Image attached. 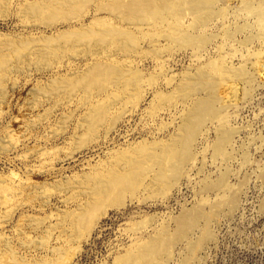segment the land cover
I'll list each match as a JSON object with an SVG mask.
<instances>
[{
    "label": "rangeland",
    "instance_id": "obj_1",
    "mask_svg": "<svg viewBox=\"0 0 264 264\" xmlns=\"http://www.w3.org/2000/svg\"><path fill=\"white\" fill-rule=\"evenodd\" d=\"M8 1L0 0V46H7L0 63L8 67L0 87V264H120L160 236L172 239L184 215L201 208L218 211L217 218L202 220L158 264H264V21L246 9L264 12V0H218L206 22L188 10L180 20L143 26L114 13L118 0H93L79 14L55 17L27 12L55 0ZM95 29L132 34L134 47H63L64 36ZM175 30L202 43L174 41ZM22 44L26 49L17 51ZM50 46L57 49L43 57ZM102 66L129 70L138 94L122 84L53 94ZM240 71L247 78H234L236 97L226 92L229 105L216 104L218 118L198 134L173 186L126 195L81 239L66 228L51 230L82 203L60 187L109 174L123 155L174 143L195 108L210 99L206 90L184 98L183 86L201 74L220 84L223 74ZM102 106L106 117L90 132V116ZM222 133L231 136L225 154L218 153ZM3 198L11 203L2 205Z\"/></svg>",
    "mask_w": 264,
    "mask_h": 264
},
{
    "label": "bare ground",
    "instance_id": "obj_2",
    "mask_svg": "<svg viewBox=\"0 0 264 264\" xmlns=\"http://www.w3.org/2000/svg\"><path fill=\"white\" fill-rule=\"evenodd\" d=\"M7 1L8 0H1V4L5 5ZM92 1L93 0H55V2L50 6L35 5L34 7L28 9L27 12L28 15L35 17H42L47 14L51 17H55L57 15L67 16L68 12L79 14L81 10ZM226 1L228 2L229 0ZM117 2V5L114 6V13H116L120 18L127 19L133 24L143 26L151 19L163 22L169 19H174L176 21L180 20L188 10L195 11L199 15L198 17L201 23L206 22L207 19L214 15V7L218 0H131L128 4L122 3L121 0H118ZM246 9L252 14H257L261 21H264L263 11H257L250 5H246ZM227 10L229 11V9ZM213 18L214 17H212V19ZM170 37L172 40L177 42L182 39L186 45H198L202 43L194 39V37L188 38L185 35L183 36L182 32L179 30H175ZM134 39L135 38L132 34H122L116 30L95 29L83 31L76 35L64 36L63 47L66 49L76 48L77 46H85L88 49L94 48L101 51L108 45L116 43L119 45L121 44L124 49H132L135 43ZM49 44L51 45V42ZM1 47L3 48V46H0V48ZM15 48H17V51L26 49L24 45H16ZM55 49H53L52 46L47 47L45 50L41 51L42 56L46 57L49 51ZM4 65H1L0 63V87L4 83V79L6 77L5 74L8 73H6V68L8 69V67L5 68ZM128 71L123 68H109L105 66L97 67L87 78L82 79L77 83L69 82L59 86L57 85L58 87L54 89L52 88V92L54 94V91L55 93L57 91H74L77 88H83L85 90L95 89L105 92L110 88V86L122 84L125 89L132 87L135 94H138L136 93L139 90L137 78L133 77ZM238 76H245L244 71H240L234 75H231L230 73L223 74L221 79L220 77L218 78L221 81L219 82L220 84L215 83V81H210L205 74H201L194 82H187L181 91L184 98L192 97L197 93L206 90L210 93V99L207 102H202L195 108L178 139L170 145H164L161 147L155 146L151 148L146 147L133 152V154H127L117 158L115 163L113 162V168L109 174L99 173L95 177L86 178L77 184L71 183L66 187H60L59 192H61V194L65 192L71 196L68 200L81 198L82 203L78 205L77 210H72L73 212L63 215L64 217L60 219V221L51 225V230L66 228L68 233L70 232L74 237L78 236L81 239V231L82 233L89 234L97 220V217H100V214H106L107 207L109 208L113 205L122 206L126 195L134 196L142 188H154L157 193H163L166 189H169L173 183L180 179L188 161L192 158V148L204 125L210 119L218 118L219 110H216V104L221 103L224 107L229 105L225 102L226 99L224 96L227 95L226 92H229V95L235 94V86H233V82L235 83L236 79L234 80V78ZM245 77L247 78V76ZM241 79L243 78L240 77V80ZM231 97L232 96L229 98ZM235 97L236 96L234 95L232 98ZM102 107L103 108H98L97 111L95 110V112L92 113V116H90V121L88 120L90 132L99 126V123L103 122H101V120L106 117L105 115L107 114L108 107ZM230 139L231 136L229 134H221L218 153L225 154V150L227 149L226 147L229 146ZM152 173L156 174L152 175ZM149 179L150 182L148 181ZM2 201V205L11 203L10 198H3ZM218 213L219 212L216 210L207 212L205 209L201 208L196 213H188L184 215L180 221V229L176 236H173V238L169 241L160 239L161 236L159 238L157 237L158 239L153 240L148 245L140 249L137 256L125 257L120 260V264H158L157 261L159 256L161 254H163V256H167L170 247H172L175 242L183 240V238L192 232V230L202 220L208 221L209 223L210 221L212 222L211 219H214L215 217L217 218ZM67 232L64 234L66 235ZM210 237L211 234L207 231L204 235V240L209 239ZM200 246H202V242L194 245V254L199 250V248H201ZM13 262L14 261L9 260L5 261V264H15Z\"/></svg>",
    "mask_w": 264,
    "mask_h": 264
}]
</instances>
